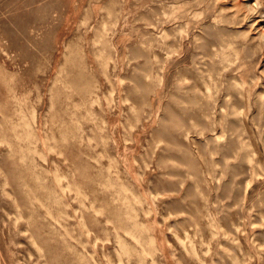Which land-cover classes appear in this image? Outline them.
Returning <instances> with one entry per match:
<instances>
[{"label": "rangeland", "instance_id": "1", "mask_svg": "<svg viewBox=\"0 0 264 264\" xmlns=\"http://www.w3.org/2000/svg\"><path fill=\"white\" fill-rule=\"evenodd\" d=\"M0 264H264V0H0Z\"/></svg>", "mask_w": 264, "mask_h": 264}]
</instances>
